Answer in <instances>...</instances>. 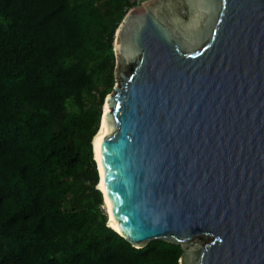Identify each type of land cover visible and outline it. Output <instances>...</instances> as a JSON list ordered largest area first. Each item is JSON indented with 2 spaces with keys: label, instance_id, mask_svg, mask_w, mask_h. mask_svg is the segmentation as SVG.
Instances as JSON below:
<instances>
[{
  "label": "water",
  "instance_id": "water-1",
  "mask_svg": "<svg viewBox=\"0 0 264 264\" xmlns=\"http://www.w3.org/2000/svg\"><path fill=\"white\" fill-rule=\"evenodd\" d=\"M112 46L107 227L178 264H264V0H147Z\"/></svg>",
  "mask_w": 264,
  "mask_h": 264
},
{
  "label": "trees",
  "instance_id": "trees-1",
  "mask_svg": "<svg viewBox=\"0 0 264 264\" xmlns=\"http://www.w3.org/2000/svg\"><path fill=\"white\" fill-rule=\"evenodd\" d=\"M137 4L0 0V264H178L179 245L107 227L96 189L114 34Z\"/></svg>",
  "mask_w": 264,
  "mask_h": 264
},
{
  "label": "bare ground",
  "instance_id": "bare-ground-1",
  "mask_svg": "<svg viewBox=\"0 0 264 264\" xmlns=\"http://www.w3.org/2000/svg\"><path fill=\"white\" fill-rule=\"evenodd\" d=\"M108 111H109L108 105L104 104L102 113L106 114ZM105 133H106V124H105V119H104V116H103L101 124H100L99 131L94 136V139H93V150H94V158H95V161H96V164H97V167H98V172H99V175H100V178H101L100 182L98 184V189L102 192V195L104 197L103 206H104L105 211H106V213L108 215V219H109L108 220V226L117 232L118 231L117 224L114 221V218L112 216L110 204L108 202V199H107L106 193H105V188H104L103 178H102V168H101V162H100V150H99V148H100L101 140L104 137Z\"/></svg>",
  "mask_w": 264,
  "mask_h": 264
},
{
  "label": "built area",
  "instance_id": "built-area-1",
  "mask_svg": "<svg viewBox=\"0 0 264 264\" xmlns=\"http://www.w3.org/2000/svg\"><path fill=\"white\" fill-rule=\"evenodd\" d=\"M131 2H137L138 4H137V6H135L134 8H136V7H139V6H141L145 1H141V2H138L137 0H130ZM147 1V0H146ZM134 8H131V9H134ZM130 9V10H131ZM129 10V11H130Z\"/></svg>",
  "mask_w": 264,
  "mask_h": 264
},
{
  "label": "rangeland",
  "instance_id": "rangeland-1",
  "mask_svg": "<svg viewBox=\"0 0 264 264\" xmlns=\"http://www.w3.org/2000/svg\"><path fill=\"white\" fill-rule=\"evenodd\" d=\"M102 208L104 209V206Z\"/></svg>",
  "mask_w": 264,
  "mask_h": 264
}]
</instances>
